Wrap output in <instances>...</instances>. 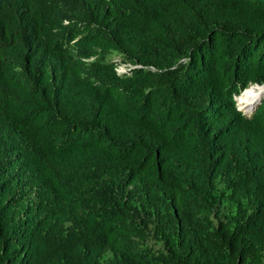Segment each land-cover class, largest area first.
<instances>
[{"label":"trees","instance_id":"trees-1","mask_svg":"<svg viewBox=\"0 0 264 264\" xmlns=\"http://www.w3.org/2000/svg\"><path fill=\"white\" fill-rule=\"evenodd\" d=\"M251 84L264 0H0V264H264Z\"/></svg>","mask_w":264,"mask_h":264},{"label":"bare ground","instance_id":"bare-ground-1","mask_svg":"<svg viewBox=\"0 0 264 264\" xmlns=\"http://www.w3.org/2000/svg\"><path fill=\"white\" fill-rule=\"evenodd\" d=\"M255 86L254 87L252 86V88H249L247 90L245 89L246 90L245 96L248 99H247V103H245L242 108H244V110L248 113H251L253 111L256 104L264 94V88H261L262 86L259 85H255ZM237 103H238V107L241 108L239 106V101Z\"/></svg>","mask_w":264,"mask_h":264},{"label":"rangeland","instance_id":"rangeland-1","mask_svg":"<svg viewBox=\"0 0 264 264\" xmlns=\"http://www.w3.org/2000/svg\"><path fill=\"white\" fill-rule=\"evenodd\" d=\"M109 58L110 59H112L113 61H117L118 62V67H117V70H118V72H121L122 71V68H124V69H126L125 68V64H123V63H120L121 61H120V58H119V56H117V55H115V54H113V55H111V56H109ZM125 71H127V69L125 70ZM122 74V73H121ZM259 85H261V84H259ZM254 87V86H253ZM255 87H258V86H255ZM250 88H252V87H250ZM261 88H263V87H261ZM249 89V88H248ZM247 90V89H246ZM246 90H244L243 91V98H244V103L242 102V100L241 99H238V101H239V106L242 108L243 107V105L245 104V103H247V97L245 96V92H246ZM240 95V94H239ZM238 95V96H239ZM264 95V94H263ZM238 96H236L235 98H236V105L238 106V103H237V97ZM243 110H244V108H242ZM243 110H241L242 112H244ZM246 114H248V113H246Z\"/></svg>","mask_w":264,"mask_h":264},{"label":"built area","instance_id":"built-area-1","mask_svg":"<svg viewBox=\"0 0 264 264\" xmlns=\"http://www.w3.org/2000/svg\"><path fill=\"white\" fill-rule=\"evenodd\" d=\"M124 66H125V68H126L127 70L130 69L129 66H126V65H124ZM126 69L122 68V71H121V72H118V73H119V74H121V73H125V72H127V71H125ZM117 71H118V70H117Z\"/></svg>","mask_w":264,"mask_h":264},{"label":"water","instance_id":"water-1","mask_svg":"<svg viewBox=\"0 0 264 264\" xmlns=\"http://www.w3.org/2000/svg\"><path fill=\"white\" fill-rule=\"evenodd\" d=\"M251 85H259V84H251ZM251 85H250V86H251ZM259 86L264 87V84H263V85H259ZM244 90H245V89H244ZM244 90H243V91H244ZM243 91H242V92H243ZM235 100H236V98H235ZM238 109L241 110L239 107H238ZM243 113H245V112H243Z\"/></svg>","mask_w":264,"mask_h":264},{"label":"clouds","instance_id":"clouds-1","mask_svg":"<svg viewBox=\"0 0 264 264\" xmlns=\"http://www.w3.org/2000/svg\"><path fill=\"white\" fill-rule=\"evenodd\" d=\"M118 72V71H117ZM238 107V106H237Z\"/></svg>","mask_w":264,"mask_h":264}]
</instances>
